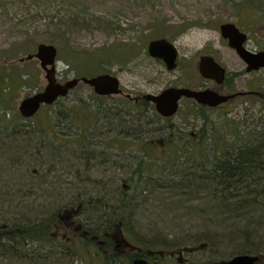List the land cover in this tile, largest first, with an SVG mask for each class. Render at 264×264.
<instances>
[{
  "label": "rangeland",
  "instance_id": "rangeland-1",
  "mask_svg": "<svg viewBox=\"0 0 264 264\" xmlns=\"http://www.w3.org/2000/svg\"><path fill=\"white\" fill-rule=\"evenodd\" d=\"M225 22L248 33V50H264V0H0V136L7 137V142L15 138L37 142L31 150L28 145L18 154H6L5 147L0 148V225L7 224L0 231V264H131L134 254L123 248L115 250L114 244L116 261L111 260L112 254L95 257L81 246L64 251L61 238L55 236L58 231L53 232L52 240L19 241L18 234L6 236L9 226L29 225L48 217L66 223L59 215H69L66 211L77 208L75 225L99 227L100 220L96 222L97 215L90 212L84 199L111 201L108 207H122L126 212L121 213L110 234L120 232L138 249L165 252L158 264H221L247 251L264 254V171L257 177L259 186L254 187V219L263 220L258 227L238 220L244 212L224 209L204 215V221H226L224 226L205 232L198 221L183 215L191 205L200 204L164 209V202L174 198L167 185L179 184L187 177L209 176L221 160L264 138V70L246 73V64L221 35L220 25ZM161 38L179 51L174 71L148 54L150 41ZM40 43L58 48L56 68L61 83L111 73L119 77L124 93L132 96L169 87L197 89L204 82L197 66L200 57L216 55L227 67L230 90L245 96L218 109L183 100L178 113L163 124L171 133L168 136L175 139L178 153L167 159L144 160V145L136 140L140 139L138 129L128 134L107 130L101 135L106 113H100L97 122L96 107L121 104L118 95L112 96L113 100L100 98L89 85L80 83L69 96L44 106L35 117L21 116V101L47 85L37 59L20 61L35 53ZM87 112L91 114L89 139L82 144L81 119ZM48 148L62 154L58 152L54 159L47 154ZM124 150L132 155L118 153ZM198 181L190 182L196 185ZM112 182L120 191L112 196L124 198L123 202L107 199ZM89 185L99 186V191H87ZM15 189L27 197L20 199L14 194L9 198ZM38 196L47 202L41 203ZM13 201L38 212L21 213V208L11 205ZM201 204L220 203L208 200ZM246 214L252 216L250 211ZM236 229L253 234L231 242L223 238L224 230ZM68 236L73 237V232ZM180 250V255L169 256L171 251Z\"/></svg>",
  "mask_w": 264,
  "mask_h": 264
},
{
  "label": "trees",
  "instance_id": "trees-1",
  "mask_svg": "<svg viewBox=\"0 0 264 264\" xmlns=\"http://www.w3.org/2000/svg\"><path fill=\"white\" fill-rule=\"evenodd\" d=\"M119 121V119H117ZM130 123H132L129 128H126L127 132H132L133 129L136 130L138 129L137 132H141V121L136 118H131ZM108 124V122L106 123ZM110 127V125H109ZM115 129L121 130L122 126L117 123L114 126ZM6 138H3L0 136V148H4V151L6 150V154H15L19 153L18 151L24 150L26 151L28 149V145L31 150V145L37 146L36 140H31L29 139H22V138H15L11 142H7ZM6 142V143H4ZM26 146V148H25ZM24 147V149H23ZM47 154L52 155V158L55 159V157L59 156L58 152L60 150L48 148L47 149ZM67 157L70 156V152H65ZM230 154V153H229ZM64 155V154H63ZM93 155V154H91ZM264 138L261 139L260 142L250 145L246 148H240L238 149L235 153L230 154L229 158L226 160H221L218 164L215 165L214 170L212 173H210L209 176H205L204 178H193L194 180H199L196 185L191 184L192 177H187L184 178L179 184L177 183H171L169 186L167 185V188H171L172 193L174 196L173 200L171 201H165L164 202V209L168 211H172V209L182 207L184 204H200L199 206H193L191 205L187 210L186 213L183 214L184 216L186 215L188 220H194L195 222L198 221V227L204 231H208L212 229V227L219 228L225 225V220H220V219H210L207 221H204V215H209L211 216V213L217 212V211H224V209H227L228 211L231 212H236V211H241L244 212V215L241 214L240 218L238 220H243L244 222H247V220L250 222V224L254 225H261L263 224L262 221H255L254 216L257 214L256 210H254L253 206L257 204L256 200V189L259 184L257 180V177L262 171H264ZM65 160V159H64ZM66 162V161H65ZM112 181V180H111ZM113 183L110 186V192L108 194L107 199H117L116 201L118 202H123V199H119L118 197L115 198L112 196V194L118 192V185L116 186ZM91 187V185H89ZM107 186V185H106ZM106 186H103V188H106ZM116 186V187H115ZM88 187L87 191L95 192L99 191L98 187L99 186H92L90 189ZM15 188V186H14ZM98 188V189H97ZM101 188V187H100ZM116 189V190H115ZM12 189H9L11 191ZM16 191L13 192V194H9L8 192V197L13 196L14 194H18L20 199H23L24 197L26 198V194L22 193V190L15 189ZM120 192V191H119ZM237 194L238 197H234L232 195ZM7 196V195H6ZM46 196V194H45ZM7 197V198H8ZM235 199H234V198ZM24 198V199H25ZM41 199V203H46L47 200H43L40 196H38L37 199ZM119 199V200H118ZM12 200V199H10ZM15 200V199H14ZM215 201L219 202L220 204H211L207 207H203L201 202L205 201ZM8 201V200H5ZM33 201H31L32 203ZM34 202H38L35 200ZM33 202V204H35ZM91 202L92 204H90ZM111 201H108V203ZM115 202V201H112ZM84 203L89 204L88 209L92 214H96V222H99L98 226L99 227H91V226H84L82 225L83 229L85 232H88L90 235L98 234L102 236L101 238H107L105 235H108L114 227V223L118 220L120 217L121 213L125 214V210L120 207V206H111L108 207V203L106 201H102L101 199L91 201V200H86L84 199ZM19 204V205H15ZM11 205L15 207L21 208L22 212H27L30 215H33L35 212H38V209L32 206H28L27 204H24L22 202H11ZM259 205V204H258ZM106 210H104L105 208ZM196 210L195 213L193 211ZM79 208L75 209L76 211ZM25 210V211H24ZM246 211L252 212V216L250 214H246ZM264 212V210H263ZM165 214V213H163ZM166 215V214H165ZM29 216V215H27ZM25 216V217H27ZM185 216V217H186ZM238 216H234V219H237ZM58 217H48L46 219H43L38 222H33L29 225H16L14 227H8L7 235L9 234H18V240L20 241L21 239H25L26 241L28 240H41V239H47V240H52L51 235H53V232L56 231H62L63 230V222L57 219ZM60 218V217H59ZM264 218V217H263ZM209 219V218H208ZM200 220L204 221L202 223ZM119 221V220H118ZM237 222V221H236ZM7 224H2L0 225V231L1 229H4V226ZM14 225V224H13ZM99 230H102L100 232ZM5 230H3L4 232ZM211 233V232H210ZM253 232L250 230H245V231H239V230H233L230 232H227L224 230L223 238L228 239L229 242L234 241L235 239L239 238H244L248 239L252 236ZM62 245V243H60ZM109 246V250L107 254H112L111 260L116 261V253L114 252L112 248V243ZM86 247L87 249L89 248L88 245L86 246L83 242L82 244L79 245V247ZM107 249V248H105ZM3 251V250H2ZM6 251V250H5ZM9 251V250H8ZM243 253H249L243 252ZM13 254V253H12ZM241 254V253H239ZM8 255V254H6ZM142 255V254H140ZM13 256V255H12ZM141 257V256H140ZM113 262L110 261L109 264H112Z\"/></svg>",
  "mask_w": 264,
  "mask_h": 264
},
{
  "label": "water",
  "instance_id": "water-1",
  "mask_svg": "<svg viewBox=\"0 0 264 264\" xmlns=\"http://www.w3.org/2000/svg\"><path fill=\"white\" fill-rule=\"evenodd\" d=\"M221 33L224 38L229 39V45L234 48L240 57L247 64V71L252 72L264 68V51L254 53L246 49L244 46L247 40V34L234 23H224L220 26ZM149 54L152 57L162 59L166 63L169 70H174L177 67V59L179 56L178 49L165 38L153 40L149 44ZM58 49L51 44L40 43L37 46L34 54H29L26 58L32 60L38 59L40 66L46 73L47 85L44 91L35 94L34 96L22 100L19 110L25 118L34 117L42 105L54 104L58 99L65 97L74 89L80 81L94 87L99 95H114L121 94L123 91L120 88L118 77L111 74H101L92 78L83 77L82 79L74 78L65 83L57 81L56 58ZM200 73L206 77L215 79L221 83L225 79L226 69L212 56H202L199 61ZM237 94L223 96L212 91H196L189 88H168L159 95H147L149 101L156 104V108L160 114L165 117L174 116L179 109V102L183 97L194 98L202 105L216 107ZM260 257L257 255L240 254L223 264H257ZM132 264H150L144 259H136Z\"/></svg>",
  "mask_w": 264,
  "mask_h": 264
},
{
  "label": "flooded vegetation",
  "instance_id": "flooded-vegetation-1",
  "mask_svg": "<svg viewBox=\"0 0 264 264\" xmlns=\"http://www.w3.org/2000/svg\"><path fill=\"white\" fill-rule=\"evenodd\" d=\"M217 62L221 63L224 67L225 64L222 62L221 59H219L216 55H213ZM167 67L166 63L161 60L157 59ZM227 69V67H226ZM204 82L201 83L203 85L199 86L196 90L201 91H212L216 92L219 95L228 96L231 94H234L230 87L231 85L228 84L229 82V76H228V70L226 72V77L223 82L219 83L215 79H206L203 78ZM82 81L79 82V84ZM163 90L157 93H151L154 95L160 94ZM96 94V93H95ZM146 95L148 93H142L137 94L136 96H132L131 94H121L119 95L121 99V104H108V105H99L96 107L97 113H99V116H97V122L100 123V113H106L104 116V119L101 122V135L105 134V131L109 130L108 132L116 133V131L120 134H128V132L125 129L117 130L114 128V126L119 124H125L129 128V126L132 124L130 123L131 118H136L141 121V132L137 134L140 139L141 144L144 145L143 147V153H144V160L145 159H160L162 157H165V159L170 157H175L178 153L177 146L175 144V139L173 136H168L170 133L169 130H165L164 128V121L166 118H164L162 115H160L156 110V105L149 101L146 98ZM100 98H106L108 100H113L112 96H103V95H97ZM245 95H237L234 98L229 99L228 101L216 106V107H208L211 109H218L223 108L232 101L238 99L239 97H242ZM183 100H189L192 104H197V102L194 99L183 97L180 101V104L183 102ZM140 115V116H139ZM91 117V114L87 112L86 114H83L82 116V135H81V142L82 144L86 142V139H89L86 137V134L90 130V123L89 119ZM96 119V118H95ZM119 119V121H117ZM108 122V124H106ZM110 125V127H109ZM100 135V136H101ZM174 135V133H172ZM142 136V137H141ZM133 138V137H132ZM94 139V138H92ZM82 147L86 148V145H82ZM180 151V150H179ZM94 152H92L93 154ZM122 153L125 156H131L132 152L124 150ZM116 154V153H114ZM120 154V155H122ZM66 216L60 215V219H64L66 223H63V230L56 232L55 236L58 238H61L62 240V246H64V251L71 250L73 247H77L82 242L84 244L88 245V254H92L95 257H98V255L103 254L109 256L110 253L109 246L112 243L115 247L114 249L117 250L119 248H123V251L130 250L132 254H134L135 259L136 258H144L151 264H158L159 256L160 258L165 257V252H155L151 250H145L144 252L141 248H137L134 245L130 244L128 241H126L122 235H119L117 233H112L105 235L107 238H101L99 235H90L89 233L85 232L83 227L80 225H75L74 219H76V211L75 209H71L66 211ZM70 220V221H68ZM73 232V237L68 236L69 233ZM115 241V242H114ZM76 242L79 243V245H76ZM86 245V246H87ZM84 248V247H82ZM107 248V249H105ZM84 251V249H83ZM183 253L181 250L178 252L171 251L169 253L170 257H175L177 254ZM142 254V255H140ZM261 255V259L258 262V264L264 263V254L259 253ZM141 256V257H140ZM178 261H183L182 257H178Z\"/></svg>",
  "mask_w": 264,
  "mask_h": 264
},
{
  "label": "bare ground",
  "instance_id": "bare-ground-1",
  "mask_svg": "<svg viewBox=\"0 0 264 264\" xmlns=\"http://www.w3.org/2000/svg\"><path fill=\"white\" fill-rule=\"evenodd\" d=\"M241 254H250V253H241ZM237 255H240V254H237ZM237 255H235V256H237ZM251 255V254H250Z\"/></svg>",
  "mask_w": 264,
  "mask_h": 264
}]
</instances>
